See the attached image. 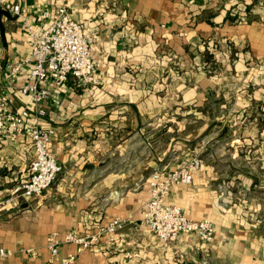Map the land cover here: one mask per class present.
<instances>
[{"label": "crops", "instance_id": "crops-1", "mask_svg": "<svg viewBox=\"0 0 264 264\" xmlns=\"http://www.w3.org/2000/svg\"><path fill=\"white\" fill-rule=\"evenodd\" d=\"M22 15H2L0 92L27 81L31 49L23 21L63 5L95 38L97 83L49 85L40 125L56 131L50 153L56 181L16 209L0 212V264H66L63 243L50 263L47 238L117 216L137 220L69 264H264V0H12ZM22 63L13 76L11 67ZM198 156L190 184L166 202L211 219L212 242L180 234L162 242L143 221L149 178ZM26 134L0 136V199L29 173ZM36 250L32 256L27 250Z\"/></svg>", "mask_w": 264, "mask_h": 264}, {"label": "built area", "instance_id": "built-area-1", "mask_svg": "<svg viewBox=\"0 0 264 264\" xmlns=\"http://www.w3.org/2000/svg\"><path fill=\"white\" fill-rule=\"evenodd\" d=\"M14 15H22L21 5L12 0H0V10ZM48 22L38 28L29 19L23 21L28 45L31 49V66L27 81L15 86V90L28 96L35 114L26 107L21 111L14 110L8 92H0V136L16 138L18 134H26L32 144L33 157L29 164L28 176L11 187L8 194L0 199V212L16 209L23 201L40 195L50 187L62 170L55 155L50 153V144L55 136V129L39 124L38 118L45 115L43 103L51 97L52 85L56 89L66 86L71 79L79 84L97 83L95 76L96 62L91 57V49L95 38L87 34L85 25L71 18L65 6L58 5L54 13L44 11L38 21ZM22 63L11 67L16 76ZM202 165L198 156L193 157L179 168H160L152 172L149 178V199L142 211L143 221L154 236L162 241L175 240L180 234H196L203 242H212L216 235L215 223L208 218L194 219L186 214L181 206L169 204L166 197L176 184H190L193 174ZM133 215L117 216L108 223L95 222L91 228L82 231L74 228L62 236L54 232L47 238L46 247L50 252L49 262L52 263L63 243L76 245L75 252L64 258L66 264L75 262L79 255L90 249L102 238L112 239L127 225L136 223ZM36 256V250H27ZM10 251L0 248V257H8Z\"/></svg>", "mask_w": 264, "mask_h": 264}, {"label": "water", "instance_id": "water-1", "mask_svg": "<svg viewBox=\"0 0 264 264\" xmlns=\"http://www.w3.org/2000/svg\"><path fill=\"white\" fill-rule=\"evenodd\" d=\"M2 15H5L7 17H12V14L6 10H3V9L0 10V31H1L2 37L5 38V28H4V25L1 21Z\"/></svg>", "mask_w": 264, "mask_h": 264}]
</instances>
